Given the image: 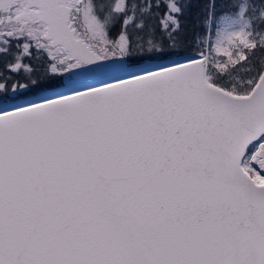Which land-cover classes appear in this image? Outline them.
<instances>
[{
	"label": "snow or ice",
	"instance_id": "1",
	"mask_svg": "<svg viewBox=\"0 0 264 264\" xmlns=\"http://www.w3.org/2000/svg\"><path fill=\"white\" fill-rule=\"evenodd\" d=\"M0 264H264V0H0Z\"/></svg>",
	"mask_w": 264,
	"mask_h": 264
},
{
	"label": "trees",
	"instance_id": "2",
	"mask_svg": "<svg viewBox=\"0 0 264 264\" xmlns=\"http://www.w3.org/2000/svg\"><path fill=\"white\" fill-rule=\"evenodd\" d=\"M193 11H195V9H194ZM189 27H190V25H189ZM188 51H189V52H191V51H192V49H188Z\"/></svg>",
	"mask_w": 264,
	"mask_h": 264
},
{
	"label": "rangeland",
	"instance_id": "3",
	"mask_svg": "<svg viewBox=\"0 0 264 264\" xmlns=\"http://www.w3.org/2000/svg\"><path fill=\"white\" fill-rule=\"evenodd\" d=\"M113 34H115V33H113ZM33 63H35V62L33 61Z\"/></svg>",
	"mask_w": 264,
	"mask_h": 264
}]
</instances>
